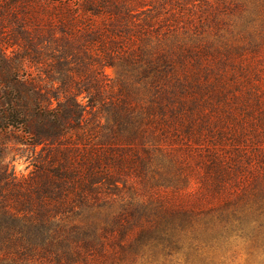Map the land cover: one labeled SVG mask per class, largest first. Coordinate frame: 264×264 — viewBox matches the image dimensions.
<instances>
[{"label":"trees","instance_id":"trees-1","mask_svg":"<svg viewBox=\"0 0 264 264\" xmlns=\"http://www.w3.org/2000/svg\"><path fill=\"white\" fill-rule=\"evenodd\" d=\"M24 3L0 11V140L33 135L36 155L20 175L0 148V264L264 253V0Z\"/></svg>","mask_w":264,"mask_h":264},{"label":"rangeland","instance_id":"rangeland-1","mask_svg":"<svg viewBox=\"0 0 264 264\" xmlns=\"http://www.w3.org/2000/svg\"><path fill=\"white\" fill-rule=\"evenodd\" d=\"M13 0H0V11H5L7 8L11 7V3ZM227 3L236 1V0H225ZM239 1V0H238ZM250 1V0H244ZM21 5V6H20ZM16 8L14 5L11 7V11L18 12L22 14L21 11L26 9L24 0H20ZM23 7V9H22ZM22 9V10H20ZM13 15V14H12ZM12 15L6 14L7 19H0V75H12L9 72V59L13 56V48L8 47L10 41V33L13 27V23L11 22ZM231 22L237 20V17H231L229 19ZM237 37V36H236ZM235 35H231L225 32V38L229 41H236L237 38ZM214 38V37H210ZM3 40V42H1ZM12 71V70H11ZM15 72V71H14ZM20 75L23 77L31 78L34 75H38V71L35 66L31 65L28 62H25L20 67ZM106 74L111 78L112 84L117 87V73L115 68H106ZM25 95L27 96V102L30 107L29 112V120L32 125H36V122L39 121V117L35 114L34 109L35 104L37 103L36 94L32 93V91H27L24 89ZM52 96V95H51ZM54 100V99H53ZM64 98L61 97L58 101L54 100L48 102L47 100H39L41 103V109L44 111L45 109L52 110L57 109L60 101L64 102ZM68 103L62 104V106H66ZM60 108V107H59ZM62 108V107H61ZM3 134V131H0ZM2 139L0 140V148L5 149V155L2 160L5 162H11L14 160V165L16 167V171L18 174L28 175L34 168L33 156L35 154V148L30 146L29 144L35 142L33 135L25 133H19L18 137H20V142H16L14 138L11 136L1 135ZM9 137V138H6ZM11 138V139H10ZM27 143V144H24ZM45 145H39L37 150L41 151ZM36 155V154H35ZM1 161V159H0ZM208 256V260L201 261L198 258L191 259L189 262L186 259L179 256L171 258L160 257L158 260L154 261H138L135 264H264V253L261 250L252 249L249 243H246L242 240L234 241L227 248H224L223 251H217V253H209L204 257Z\"/></svg>","mask_w":264,"mask_h":264}]
</instances>
